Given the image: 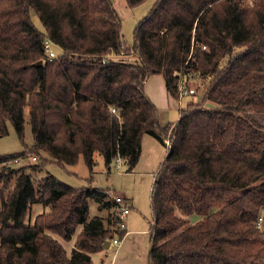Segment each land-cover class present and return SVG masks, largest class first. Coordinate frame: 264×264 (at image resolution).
<instances>
[{
	"label": "trees",
	"instance_id": "obj_1",
	"mask_svg": "<svg viewBox=\"0 0 264 264\" xmlns=\"http://www.w3.org/2000/svg\"><path fill=\"white\" fill-rule=\"evenodd\" d=\"M48 40L61 49L54 58ZM154 75L173 98L182 75L200 94L175 123L160 122L144 91ZM248 109L264 112V0H156L131 45L112 0H0V138L12 125L25 146L0 156V264H94L124 238L115 193L91 183L95 155L107 172L117 160L133 172L145 134L167 148L151 189L149 264H264V124ZM26 150L34 164L15 168ZM81 157L85 187L35 176ZM34 204L44 211L31 225Z\"/></svg>",
	"mask_w": 264,
	"mask_h": 264
},
{
	"label": "rangeland",
	"instance_id": "obj_2",
	"mask_svg": "<svg viewBox=\"0 0 264 264\" xmlns=\"http://www.w3.org/2000/svg\"><path fill=\"white\" fill-rule=\"evenodd\" d=\"M112 2L115 5L122 23V33L124 40L127 44L131 45L133 43V34L136 26L138 25L139 21L148 14L156 0H147L142 5L135 8H130L127 5L126 0H112ZM33 22L40 31H44V27L37 16H33ZM53 49L55 50L56 54L61 53L60 48L54 46ZM130 60H133V56L130 57ZM151 81L158 84L161 81V77L159 76L158 79L154 78ZM186 101L187 100L183 101V105L186 104ZM175 102L176 100L173 102L174 104H172V108L169 110L167 116L168 122L171 123L177 121L179 118V110L177 109ZM247 111L250 115L256 117L264 124V112L254 109H248ZM33 142L34 140L31 127L27 121L25 127V143L27 146L31 147ZM23 150H25V146L20 141L13 126L9 125V134L3 138H0V156L19 154L23 152ZM32 155L34 154L29 152V150H26V155H24V157H19L21 159L18 161V163H14L13 166L18 168L26 166L29 163L34 164L33 162L35 159ZM40 160H38V162H40ZM95 161L96 167L91 182L92 185L98 189H107L113 193L116 192L117 195L120 196H124L123 194H125V196H127L134 205V211L132 214L126 217L125 221L131 220L135 230H149L152 218V179L140 178L136 174L127 172V166L123 162L120 163L121 169L117 164H113L111 171L107 172L104 166L103 158L99 154L95 155ZM49 174L72 187L81 188L89 184L88 179L90 177V171L82 157L75 166H62L55 162H48L45 165L43 171L37 173L35 176L40 180L47 177ZM43 211L44 208L41 204H34L28 213L26 222L32 225L35 216L42 213ZM99 214H101V212L98 210V205L92 202L90 204V215L93 217ZM102 215H105V212H102ZM69 245L70 244L67 243L65 244V247L69 248Z\"/></svg>",
	"mask_w": 264,
	"mask_h": 264
},
{
	"label": "crops",
	"instance_id": "obj_3",
	"mask_svg": "<svg viewBox=\"0 0 264 264\" xmlns=\"http://www.w3.org/2000/svg\"><path fill=\"white\" fill-rule=\"evenodd\" d=\"M159 76L161 77L160 83L156 84L151 81L154 78L158 79ZM144 91L158 108L160 113V122L162 124L171 123L168 122L167 116L175 100L166 89L165 79L163 75L151 76L144 86ZM175 105L179 110L180 107L177 101L175 102ZM166 153L167 148L163 144H161L156 138L152 137L151 135L145 134L142 138V153L140 156V160L133 172L130 173L136 174L140 178H151L153 182L154 176L159 166L163 162ZM115 195L116 197H120L125 205L130 207L129 215L132 214V212L134 211V205L132 204V201L128 199L125 194H123L124 196H120L115 192ZM125 222L127 230L126 236H124L118 246L111 245L109 249H104V251L92 255L94 264H149V254L151 251L149 235L150 227L149 230L139 231L134 229L131 220ZM151 223L152 222H150V226ZM65 244L67 243H64V245ZM68 244H70L69 248L66 247V249L70 253L73 242H70Z\"/></svg>",
	"mask_w": 264,
	"mask_h": 264
},
{
	"label": "built area",
	"instance_id": "obj_4",
	"mask_svg": "<svg viewBox=\"0 0 264 264\" xmlns=\"http://www.w3.org/2000/svg\"><path fill=\"white\" fill-rule=\"evenodd\" d=\"M45 51H46V54L48 55L49 58H54L57 55L56 52H55V50L53 49V45H52V42L50 40H48L46 42V44H45ZM192 84H193V82L191 81L189 83V86L187 87L186 86L185 75H182L181 82H180V86H179V96H178V99L174 98L177 101L179 107H181L183 105V101L184 100L192 99V98H195V100H196L199 97V95H197L195 86H193ZM169 144L170 143L167 140L166 141V145L169 146ZM20 159L21 158L15 159L14 160V163H18V161ZM121 162H122L121 160H117L116 164L120 167V163ZM116 201L119 203V205L121 207L119 227L121 229H123V230H126V222H125V219L129 215V213H130V207H128L127 205H125V203L122 201V199L120 197H116ZM122 239H113L111 241V245L118 246L120 244V242L122 241Z\"/></svg>",
	"mask_w": 264,
	"mask_h": 264
},
{
	"label": "water",
	"instance_id": "obj_5",
	"mask_svg": "<svg viewBox=\"0 0 264 264\" xmlns=\"http://www.w3.org/2000/svg\"><path fill=\"white\" fill-rule=\"evenodd\" d=\"M42 65V61H39L38 63L34 64L35 67L41 66ZM111 246V241H107L104 245L103 248L105 250L109 249Z\"/></svg>",
	"mask_w": 264,
	"mask_h": 264
}]
</instances>
